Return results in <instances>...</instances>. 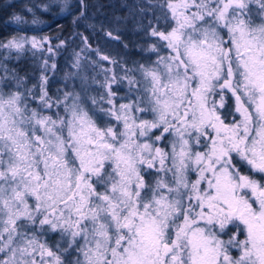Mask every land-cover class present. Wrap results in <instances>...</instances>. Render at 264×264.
<instances>
[{
    "label": "snow or ice",
    "instance_id": "6c2138e0",
    "mask_svg": "<svg viewBox=\"0 0 264 264\" xmlns=\"http://www.w3.org/2000/svg\"><path fill=\"white\" fill-rule=\"evenodd\" d=\"M155 6L127 96L110 69L54 97L0 63V264H264V0Z\"/></svg>",
    "mask_w": 264,
    "mask_h": 264
},
{
    "label": "trees",
    "instance_id": "16d2710c",
    "mask_svg": "<svg viewBox=\"0 0 264 264\" xmlns=\"http://www.w3.org/2000/svg\"><path fill=\"white\" fill-rule=\"evenodd\" d=\"M159 2L0 0V42L29 33L39 38L47 37L52 48V52L47 53L27 48L21 53L3 51L4 54L0 52V63L9 69V77L15 70L17 78H24L21 90L37 85L38 91L40 76H47L48 91L54 97L67 91L68 72L75 70L73 64L77 55L81 64L87 65L81 72L89 70L90 59L101 56L116 62L111 67L115 74L121 69H134L143 64L144 57L145 60L155 57L148 50L154 39L149 34L150 29L167 30L169 27L164 22L166 10L155 6ZM160 16L157 22L156 18ZM52 64L55 69L51 68ZM131 74L139 76L138 73ZM0 75H4L3 69H0Z\"/></svg>",
    "mask_w": 264,
    "mask_h": 264
},
{
    "label": "rangeland",
    "instance_id": "374dc122",
    "mask_svg": "<svg viewBox=\"0 0 264 264\" xmlns=\"http://www.w3.org/2000/svg\"><path fill=\"white\" fill-rule=\"evenodd\" d=\"M160 18H161V16H160ZM32 19L34 21H37L35 17H33ZM20 37H27L29 39L32 38V37H35L38 41H40L43 44V48H36L38 53H42V52L47 53L48 52V48L51 46V42L48 41V38L47 37H41V38H39L37 35H33V34H29V33H23L20 36L12 37L9 40H11L13 38H20ZM153 38L154 39L152 40L151 45L157 43V38L156 37H153ZM9 40L2 41V42H0V44L7 43ZM157 46L159 47V45H157ZM26 48L27 49L34 50L31 47L30 44H26L24 50H27ZM3 51H7V53H10L11 51H15V50L9 51L7 49L0 48V52H3ZM15 53H21V52L15 51ZM3 54H4V52H3ZM161 54H165V52L162 51ZM102 57L103 56H101V58H99V59L98 58L90 59V65L91 66L89 67V70L88 71L81 72V69L79 71L76 68H75V70L73 72L71 70H69V72H68V86H67V91H71V90H73V88L76 91H80L79 76L80 75H83L85 72H87L90 80H91V77L95 76V79L97 81H101V82L103 81V78H104L105 75H110L111 73L106 72L104 70H108V69L112 70L111 67H113V64H112V61L113 60L111 58H109V60H103ZM156 58H157L156 57V54H155V57H153V58H147L146 60H145V57H144V59L142 60L143 61V64L142 65L147 66L152 61H154ZM80 64H81V61H80ZM85 67H87V65H85L84 63H82L81 64L82 70ZM73 74H75V75H73ZM124 74H125L124 73V69L119 70L118 71V74H116V77H117V81L118 82L115 83V84H113V91L117 92V95L118 96H127L128 95V85H127V82L126 81H120V78L122 76H124ZM132 75H134V74H132ZM74 76H76V77H74ZM136 77H137V79H139V76H136ZM98 91H102V90L98 89V87L95 86V85L91 89H89V93L92 94V95H97L98 94ZM121 102H127V101L125 100V101H121ZM220 112H221L222 118L225 119V123H229L232 120L233 115H235V113H234V101L230 97V95L226 94L225 108L224 109H221ZM53 239H55V237H53Z\"/></svg>",
    "mask_w": 264,
    "mask_h": 264
}]
</instances>
